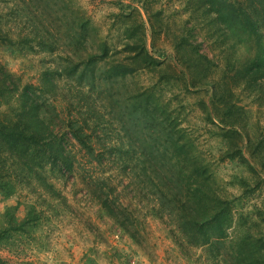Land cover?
Returning a JSON list of instances; mask_svg holds the SVG:
<instances>
[{"label": "rangeland", "instance_id": "374dc122", "mask_svg": "<svg viewBox=\"0 0 264 264\" xmlns=\"http://www.w3.org/2000/svg\"><path fill=\"white\" fill-rule=\"evenodd\" d=\"M3 1L14 10L8 21L13 31L22 26L48 31L41 50L31 49L34 41L21 45V52L0 46L3 68L17 85H37L63 118L70 114L83 121L103 160L90 158L64 135L71 170L61 174L39 167L54 192L34 182L10 195L0 192V229L7 211L14 226L26 221L0 241V257L9 264H264V79L255 83L252 73L241 69L253 46L238 41L241 34H231L225 24L209 22L194 0H38V11L28 6L18 16L17 0H0V10ZM136 40L144 41L153 61L132 63V72L110 86L111 94L87 93L80 78L87 55L105 42L106 64H128L135 49L125 44ZM200 54L212 64L202 61L194 76ZM221 83L231 92L210 100ZM122 101L152 105L145 111L149 124L165 119L154 131L163 140L173 135L183 146L175 150L168 142L165 157H155L156 162L160 166L168 158L166 169L181 162V174L161 169L171 180L163 177L160 183L154 172L146 176L143 168L149 164L135 160L145 142L137 153H125L137 141L124 135L123 113L106 114V107ZM54 125L60 130L63 121L56 118ZM118 147L122 153L115 157ZM197 164L206 167V175H193ZM179 177L182 189L176 186ZM188 183L198 189L192 192ZM216 196L228 208L222 243L186 231L191 205L201 202L203 209ZM103 202L129 233L106 213Z\"/></svg>", "mask_w": 264, "mask_h": 264}, {"label": "trees", "instance_id": "16d2710c", "mask_svg": "<svg viewBox=\"0 0 264 264\" xmlns=\"http://www.w3.org/2000/svg\"><path fill=\"white\" fill-rule=\"evenodd\" d=\"M29 1L33 5L36 3L37 6H32L28 3ZM194 1H199L202 4V12L209 17V22L215 24L218 22V25L225 24L226 30L231 34H241L237 36L238 41L249 42L253 46L250 50L251 55L245 59L241 69L250 71L252 73L251 78L255 83L259 79L263 80L264 76L261 78L259 73H264V0H246L247 2L245 0ZM3 5V9L0 10V46L10 48L13 52H21V45L27 42L31 46L29 44L30 41H34V47L31 49L41 50L42 46L47 44L46 34L48 31H39L36 26L33 29L25 30L22 26L19 30L13 31L15 26H10L11 24H8V21L12 19L10 15L13 14L14 10L11 11L7 1H3ZM13 5L16 8L17 16L19 15L18 12L26 14L28 6L29 9L33 8L32 12L34 10L38 11V0H17ZM217 27L219 28V26ZM125 47L127 49H135L133 50L135 52L132 54L131 63L128 64H123L122 62L106 64L105 57H107L108 49L105 42L100 43L99 52L87 55V63L80 69V78L85 80L87 93H97L96 96L94 94V97H101L108 92L111 94L110 86H113L120 79H125L132 72L133 68L130 66L132 63L143 60L148 64L153 61L154 56L147 52L144 41H127ZM202 61L212 64V61L207 56L198 55L194 67V76L198 74ZM188 78L189 75L187 74L186 79ZM14 79L13 75L6 71L0 63V192L10 195L19 185L25 186L31 182L44 187L49 192H54L52 184H48L45 177L40 174L39 167L48 165L52 169L57 168L61 174L71 170L72 162L63 140L64 135H69L85 150L90 158L97 162L103 160L102 152L97 151L95 154V148L92 144L93 137L91 136L90 138L88 132L86 134L83 121H80V123L76 122L70 114L63 118L60 111L56 109V104L52 103L51 100L53 99H44L37 92V85H17ZM49 82L54 85L52 80H49ZM219 87V91L211 93L210 100L216 97L222 98L226 92H231L230 87L223 83ZM144 107H146L145 110H142ZM106 109V114L109 115V118L123 113L122 121L125 123L122 127L125 129L124 135L128 137L130 142L137 141L135 147L134 144L132 146L129 144V150L125 151V153L131 150L133 152L132 155L137 153L138 145L145 142L140 147L138 158L136 157L135 160L140 161L142 165L145 164L144 161L149 164V167L143 168L146 176L147 173L154 172L160 183L165 181L164 178L166 177L168 181L171 180L169 173L166 177L162 176L164 172L161 169H176L179 170V174L182 173L181 167L183 165H180L181 162L176 163L174 161L169 163L171 168L168 169L165 168L164 164L169 162L168 158L160 166L156 162L161 157V159L165 157V146L168 142L172 143L175 150L177 148L180 150L183 145L178 140L171 139L173 135H169L166 140H163L157 131H154L155 128L162 127L166 121L163 118L162 120L156 119L149 124L150 117L146 116L145 111L150 112L152 105L143 103V101L141 104H137L135 101H122L117 106L111 104ZM56 118H60L63 121V126L60 130L55 128L54 120ZM87 126L89 127L88 122ZM133 137L135 140L131 139ZM237 151L239 152L238 149ZM114 153L112 155L118 157L122 152L118 147ZM180 155L185 157L186 154L182 152ZM194 158L197 160L196 156ZM136 161L132 162L135 163ZM198 162L200 161L198 160ZM136 166H139L138 162ZM207 172L206 167L200 164H197V167H193V175L196 177H202ZM181 178L179 177L176 182V186L179 189L184 187L183 179L181 180ZM159 183L157 184L156 182L155 186L159 187ZM187 186L191 191L192 189L194 190L192 192L198 189L191 187L189 183ZM159 193L162 195L164 192L160 189ZM187 200L189 201V198ZM102 206L107 208L106 213L113 217L122 229L129 231L128 228H124V221L122 223L119 222L120 219L113 208H110L106 202H103ZM191 206L194 213L187 216L188 228L186 231L189 229L194 237H208V241L214 239L222 243V235L227 227V224H225L227 219L224 218L228 211L226 203H223L221 198L216 196V201L209 204V206L204 205L203 209L201 202L196 207L194 205ZM6 213L9 217L7 216V222L0 229V241L6 239L11 230H20L21 226L23 227L26 224V221L23 220L14 226L15 221L12 219L11 214L8 211ZM30 218L33 224L35 218ZM0 264L9 263L0 257ZM24 264L29 263L25 262Z\"/></svg>", "mask_w": 264, "mask_h": 264}]
</instances>
